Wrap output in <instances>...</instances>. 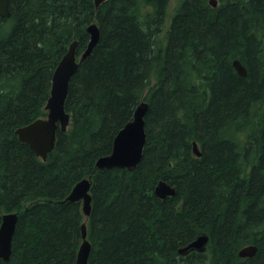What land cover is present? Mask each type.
Masks as SVG:
<instances>
[{
    "label": "trees",
    "instance_id": "16d2710c",
    "mask_svg": "<svg viewBox=\"0 0 264 264\" xmlns=\"http://www.w3.org/2000/svg\"><path fill=\"white\" fill-rule=\"evenodd\" d=\"M168 2L9 0L0 17V224L6 212L18 219L0 264H75L83 221L88 264H264V0H178L166 25ZM93 20L99 40L69 81V127L57 129L43 161L14 130L46 116L53 71L73 40L82 53ZM140 100L148 111L138 165L96 168ZM87 177L85 219L81 201L64 199ZM159 180L175 194L157 197ZM201 233L204 252H178ZM248 244L256 253L239 257Z\"/></svg>",
    "mask_w": 264,
    "mask_h": 264
},
{
    "label": "water",
    "instance_id": "95a60500",
    "mask_svg": "<svg viewBox=\"0 0 264 264\" xmlns=\"http://www.w3.org/2000/svg\"><path fill=\"white\" fill-rule=\"evenodd\" d=\"M98 7L104 0H93ZM212 6L217 5V0H209ZM9 0H0V17H9ZM86 30L89 40L82 51L76 55L77 40H73L57 63L51 79V88L45 104L46 116L34 119L28 124L17 127L14 130L18 140L25 142L34 151L36 156L43 161L54 148L57 129L65 132L70 123V114L65 110V100L68 93L69 81L77 70L79 64L90 55L99 40V27L96 21L88 23ZM236 73L246 76L247 70L238 58L231 62ZM148 111V102L140 100L136 105L133 118L126 122L114 137L111 152L100 156L95 167L98 169L125 168L133 170L142 158L143 148L146 142L145 115ZM192 150L196 156H200L196 141L192 142ZM91 177L78 181L64 200L81 201L82 212L85 219L91 211ZM175 187L164 180H159L154 187V194L163 199L175 194ZM18 213L16 211L3 213L0 224V260L6 261L11 254V244L16 228ZM209 237L206 233L197 235L192 241L180 248L182 255L194 250L202 253L206 250ZM91 244L87 238L86 222L81 224V242L76 253L75 264H88ZM257 250L255 244H248L237 251L239 257H252Z\"/></svg>",
    "mask_w": 264,
    "mask_h": 264
},
{
    "label": "rangeland",
    "instance_id": "374dc122",
    "mask_svg": "<svg viewBox=\"0 0 264 264\" xmlns=\"http://www.w3.org/2000/svg\"><path fill=\"white\" fill-rule=\"evenodd\" d=\"M178 0H169V4H168V18H167V23L166 25L168 24L169 22V17L173 14V10H174V7L176 5ZM12 22L11 21H7L6 22V26H5V30L9 29V27L11 26ZM154 82V79L152 80V83Z\"/></svg>",
    "mask_w": 264,
    "mask_h": 264
},
{
    "label": "bare ground",
    "instance_id": "6f19581e",
    "mask_svg": "<svg viewBox=\"0 0 264 264\" xmlns=\"http://www.w3.org/2000/svg\"><path fill=\"white\" fill-rule=\"evenodd\" d=\"M198 2V1H197ZM64 3V2H63ZM169 3V2H168ZM180 3V2H179ZM65 5V4H64ZM208 5V4H207ZM75 6V5H74ZM95 7V6H94ZM140 11V10H139ZM146 11V10H145ZM99 12V11H98ZM94 13V12H93ZM45 15V14H44ZM3 19V18H2ZM82 19V18H81ZM152 19V18H151ZM154 19V18H153ZM19 23V22H18ZM76 27V26H75ZM166 28V27H165ZM163 29V28H162ZM5 30V29H4ZM54 31V30H53ZM146 32V31H145ZM147 33V32H146ZM45 34V33H44ZM60 34V33H59ZM174 34V33H173ZM158 35V34H157ZM169 35V34H168ZM71 38V37H70ZM162 45V44H161ZM52 51V50H51ZM47 55H49V54H47ZM185 246V245H184ZM183 247V246H182ZM182 247H180V248H182Z\"/></svg>",
    "mask_w": 264,
    "mask_h": 264
}]
</instances>
